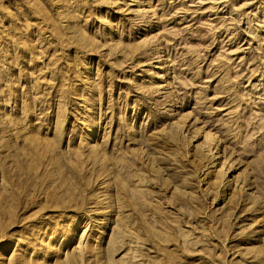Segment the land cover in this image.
Listing matches in <instances>:
<instances>
[{
    "label": "rangeland",
    "instance_id": "374dc122",
    "mask_svg": "<svg viewBox=\"0 0 264 264\" xmlns=\"http://www.w3.org/2000/svg\"><path fill=\"white\" fill-rule=\"evenodd\" d=\"M0 256L264 264V0H0Z\"/></svg>",
    "mask_w": 264,
    "mask_h": 264
},
{
    "label": "bare ground",
    "instance_id": "6f19581e",
    "mask_svg": "<svg viewBox=\"0 0 264 264\" xmlns=\"http://www.w3.org/2000/svg\"><path fill=\"white\" fill-rule=\"evenodd\" d=\"M207 153L209 154V151H207ZM210 155V154H209ZM219 157H218V154H216V155H214V156H212L211 158H210V160H211V164L210 165H212V166H210L211 168L210 169H212L213 170V168H214V165H215V162L217 161V159H218ZM222 168V167H221ZM221 168L218 170V171H213V172H215L217 175L218 174H221L222 172H221ZM206 179H208V175L206 176ZM189 182L188 181H186L184 184H183V188L186 190L187 188H188V186H189V184H188ZM234 182L232 183V182H227L226 184H225V187H224V189H225V191L227 192H229L231 189V191H233V190H235L237 193H243L244 192V187H237V185H235V188H234ZM232 185V186H231ZM224 191V192H225ZM249 198L250 197H252V195H249L248 196ZM230 198H232V197H230ZM251 199V198H250ZM243 217V214H240V216L239 217H237V219H236V221L235 222H237V220H239L240 218H242ZM255 220V219H254ZM237 224V223H236ZM256 224H258V225H262V223L260 222H258V220H255V221H252L251 223H250V225H249V227L250 226H252V225H256ZM258 226H256V227H254V229H253V231L251 232V234H256L257 232H258ZM245 231H246V229H245ZM1 257V256H0Z\"/></svg>",
    "mask_w": 264,
    "mask_h": 264
}]
</instances>
